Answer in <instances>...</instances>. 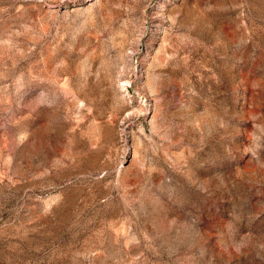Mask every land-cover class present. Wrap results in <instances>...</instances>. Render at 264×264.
Here are the masks:
<instances>
[{
    "label": "rangeland",
    "instance_id": "obj_1",
    "mask_svg": "<svg viewBox=\"0 0 264 264\" xmlns=\"http://www.w3.org/2000/svg\"><path fill=\"white\" fill-rule=\"evenodd\" d=\"M0 264H264V0H0Z\"/></svg>",
    "mask_w": 264,
    "mask_h": 264
}]
</instances>
